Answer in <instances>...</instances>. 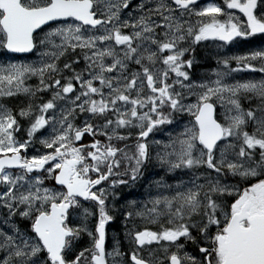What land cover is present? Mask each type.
Wrapping results in <instances>:
<instances>
[{
    "label": "snow or ice",
    "instance_id": "snow-or-ice-1",
    "mask_svg": "<svg viewBox=\"0 0 264 264\" xmlns=\"http://www.w3.org/2000/svg\"><path fill=\"white\" fill-rule=\"evenodd\" d=\"M197 4L0 0V49L35 55L0 61V264H264V48L190 75L198 42L264 34V0Z\"/></svg>",
    "mask_w": 264,
    "mask_h": 264
},
{
    "label": "flooded vegetation",
    "instance_id": "flooded-vegetation-1",
    "mask_svg": "<svg viewBox=\"0 0 264 264\" xmlns=\"http://www.w3.org/2000/svg\"><path fill=\"white\" fill-rule=\"evenodd\" d=\"M208 3H215L217 5H222L223 0H198L197 7L198 8L204 7ZM230 11H232L234 16H236V17L242 16V13H239L237 10H230ZM215 45L224 46V47H226L227 50L230 49L231 45L239 46L243 50L242 52L244 54V53H246L252 49H255V48H264V34H256L255 36H251V37H247V38L237 37V38H234V40L229 42L227 45H225L224 42L219 41L218 39H214V38H209L207 40L200 41L196 45H194L195 51H199V53L201 54V55H199L198 53H196L198 60H200V61H203L204 59L205 60H215L217 58V56L223 57L224 55H229L228 51H218L215 48ZM192 67L193 68L196 67L197 69H203V62H195V63H193ZM179 118H181V117H179ZM83 140H84V138H83ZM146 174L147 173L145 171L144 177ZM143 179L137 183L142 184ZM128 200H130V199H126L125 197H120L118 202L126 203ZM135 200L140 202L141 198L136 197ZM137 220L138 219L135 220L137 227H141V228L148 227L152 230H156L158 228V225L146 224L145 222H143L141 220H139V221H137ZM129 225H130V227H132V223H129ZM115 226H116L115 224L109 226L108 232L110 233L113 228L116 229ZM86 239L87 238H85V240ZM81 244H84V241H81ZM124 246L127 247L126 244ZM186 250L189 252L193 251V249L190 245L187 247Z\"/></svg>",
    "mask_w": 264,
    "mask_h": 264
},
{
    "label": "rangeland",
    "instance_id": "rangeland-1",
    "mask_svg": "<svg viewBox=\"0 0 264 264\" xmlns=\"http://www.w3.org/2000/svg\"><path fill=\"white\" fill-rule=\"evenodd\" d=\"M218 47H219V46H218ZM1 52H2V49H0V53H1ZM196 53H198L199 55H201V54L199 53V51H193V52H192L193 57H194V63H195V62H203V61L198 60V58H197V56H196ZM8 58H12V57H3V56H1V57H0V61H4V60H6V59H8ZM33 60H35V55H34V54H32V55H30V56H28V57L22 58V59H21V58H15V62H21V61L30 62V61H33ZM233 66H235V63L233 64ZM211 69H212L211 67L206 68V69H197V68L195 67L194 70H195V73H196V74H195L194 77H192V79L195 80V81H199L201 78H206V74L210 73V70H211ZM256 75H257V77H258L259 74H256ZM239 78H244V79H246V78H250V74H248V73H243V74H241V76H240ZM212 79H215V77H212ZM177 120L179 121L180 127L182 128V127H183L186 123H188L191 119L189 118V115L187 114V118H184V119H177ZM165 127H167V126H165ZM177 131H179V129H177ZM160 138H161L160 134H157V135L152 136V137L150 138V142H151V140H154V139H160ZM164 139H167V137H164ZM37 146H39V145H37ZM28 154H29V155H32V154H33V150H32V149H29V150H28ZM158 171H159V170L156 169V168L151 169V170L148 172V174L145 175V177H144V179H143V181H142V184H141L140 186L129 185V186L126 187L124 193H123L121 196H120V194H118V195H119L120 197H125L126 199H130V200H135L136 197H140V198H141V201H140V202H138V201L136 200V201L138 202V206H139V203H142L143 200L146 199V197L143 195L144 192H145V188L143 187V185H146V184L148 183L149 179H151V178H158V176H154V174H155L156 172H158ZM168 182H169V183H175V181H168ZM126 203H127V202H126ZM126 203H123V202H117V207H120L121 205H126ZM120 219H122V217H120V218L118 219V221H119ZM136 219H138L137 221L140 220L139 218H135V220H136ZM129 223H131V222H129ZM129 227H130V225H129ZM117 231L120 232V239H121V241H123V239H124V231H123L122 226H120V228H118ZM112 235H113V232H110V233H109V240H108V244H109V246H111V243H112V241H111V236H112Z\"/></svg>",
    "mask_w": 264,
    "mask_h": 264
},
{
    "label": "water",
    "instance_id": "water-1",
    "mask_svg": "<svg viewBox=\"0 0 264 264\" xmlns=\"http://www.w3.org/2000/svg\"><path fill=\"white\" fill-rule=\"evenodd\" d=\"M25 54H28V53H25ZM21 55V54H20Z\"/></svg>",
    "mask_w": 264,
    "mask_h": 264
}]
</instances>
